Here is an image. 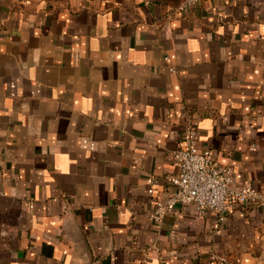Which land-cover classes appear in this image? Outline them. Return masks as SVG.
<instances>
[{
	"label": "crops",
	"instance_id": "obj_1",
	"mask_svg": "<svg viewBox=\"0 0 264 264\" xmlns=\"http://www.w3.org/2000/svg\"><path fill=\"white\" fill-rule=\"evenodd\" d=\"M184 1L0 0V264H264V201L151 217L188 123L264 193V0Z\"/></svg>",
	"mask_w": 264,
	"mask_h": 264
},
{
	"label": "built area",
	"instance_id": "obj_2",
	"mask_svg": "<svg viewBox=\"0 0 264 264\" xmlns=\"http://www.w3.org/2000/svg\"><path fill=\"white\" fill-rule=\"evenodd\" d=\"M198 1L185 0L181 9ZM169 71L174 70L169 68ZM172 162L176 173L166 177L167 199L155 203L151 217L156 222L179 205H191L198 216L214 213L224 221L233 209L264 201V193L250 185H235L232 170L219 164L209 148L198 145L196 128L191 123L184 127L181 142L172 153ZM210 258L215 264H238L226 255L213 254Z\"/></svg>",
	"mask_w": 264,
	"mask_h": 264
}]
</instances>
